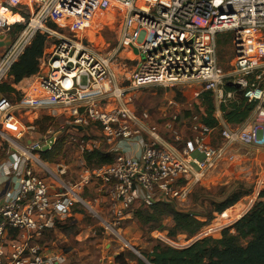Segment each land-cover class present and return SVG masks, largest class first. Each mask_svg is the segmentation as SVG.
<instances>
[{
  "label": "built area",
  "instance_id": "2783aa9c",
  "mask_svg": "<svg viewBox=\"0 0 264 264\" xmlns=\"http://www.w3.org/2000/svg\"><path fill=\"white\" fill-rule=\"evenodd\" d=\"M103 1L116 11L118 48L125 59L136 61L135 68L122 76L125 67L115 56L96 54L76 37H57L49 26L73 17L71 12L80 5L94 9ZM19 6L34 10L27 21L17 14L22 21L13 23L10 9ZM17 26L22 27L17 30ZM261 29L264 0H0V88L7 85L20 98L17 106L0 92V139L12 152L6 170L0 169V264H69L67 250L53 243L50 235L79 209H87L115 235L135 203L150 207L184 201L192 188L203 187L235 159V145L264 149V61L250 62L253 49L240 55L234 63L235 75L226 83L215 62L219 34L250 31L255 36ZM37 35L45 39L38 72L15 84L11 69ZM124 82L126 89L120 86ZM186 85L197 88L195 98L210 93L220 115L214 117L213 128L203 124L199 114L181 120L190 146L177 128L179 111L162 112L161 132L151 115L138 112L132 102V96L146 87ZM234 94L252 104L253 110L241 125H222L220 107ZM19 110L30 114L25 127L18 120ZM41 115L64 119L74 130L70 143L80 152L83 168L77 182L67 180L69 167L64 163L40 159L44 149L51 150L55 137L28 140L24 148L17 143L23 132L36 131L34 121ZM19 126L22 131H15ZM89 127L100 130V140L78 137ZM126 142H135V155L122 152L121 144ZM102 146L107 155L115 156L113 162L87 168L82 155ZM49 165L54 169L49 170ZM92 180L101 185L98 193L106 192L108 220L101 219L83 197ZM99 199H93L94 205Z\"/></svg>",
  "mask_w": 264,
  "mask_h": 264
},
{
  "label": "rangeland",
  "instance_id": "374dc122",
  "mask_svg": "<svg viewBox=\"0 0 264 264\" xmlns=\"http://www.w3.org/2000/svg\"><path fill=\"white\" fill-rule=\"evenodd\" d=\"M32 10H34V6H31L29 10L23 6H19L15 8V14L23 15L27 21L32 14ZM113 15L116 17V11L106 1L100 3L94 9H90L85 4L83 6L80 5L79 10L71 12V16L75 19L70 17V19L63 21L61 25L52 23L49 26L56 31L57 37H76L90 51L96 54L115 56L114 58H117L118 64L121 67H125V69L121 70L120 75L122 76L125 74L124 71L130 72L135 68L136 61L125 59V53H122L121 49L118 48L116 37L117 23ZM254 41L255 36L250 31L228 32L219 34L216 37L215 62L225 75V83L235 75V60L240 55H248L252 52V49L254 50ZM129 75L130 73L127 74V77ZM26 82L24 81L22 85ZM120 86L122 89H126L128 84L124 82ZM224 89L226 90V88ZM196 90L197 88L191 85L146 87L132 96V102L138 112L147 111L151 115L153 122L158 125L161 132L160 124L162 121L160 117L162 112L164 111L163 113L166 115H172L179 111L181 115L177 128L183 132L185 145L190 146L191 143L188 140L189 133L182 127L181 120L196 113H201L204 116L207 107L201 97H194L193 92ZM6 96L13 104L19 106L20 98L17 94L7 92ZM240 99L241 96L239 94H234L227 105L231 103L237 104ZM169 102L173 104L169 105ZM213 105L215 108L214 101ZM28 115H24V111L22 110H19L17 113L18 120L24 127L27 125ZM44 117L47 116L41 115L35 121L43 119ZM40 122L42 123L36 126L34 133L29 134L28 132H23L22 137L17 143L24 148L28 140H41L47 136L51 138L55 137L56 143L54 141V144L56 146L59 143L62 144L61 152L56 158V161L59 160V163L62 162L69 167L67 180L71 183L77 182L80 179L79 176L83 168L80 166V152L75 145L70 143L71 137L75 136L74 130L61 118ZM221 124L229 125L223 118ZM43 127L45 128L44 131L41 130ZM19 129H22L21 126L15 129V131ZM14 132L12 133L13 135L15 134ZM78 137H84V139L88 137L91 141H98L101 139V133L99 129L89 127L83 134L78 135ZM7 146H9L8 143L0 139V159L3 158L5 161L12 154V152H8ZM106 150L107 148L105 149V154ZM234 150L235 159L231 163L223 165L214 176L205 182L203 187L195 186L192 188L184 201L176 200L171 202L176 210L196 214L203 221V218L211 214L212 221L190 239H187L185 235H179L174 239L168 238L167 231H165V227L169 225V221L167 220L157 230L149 233L146 228H141L133 217L130 219L131 216L122 222L120 228L116 230V234L114 235L100 225L98 218L93 217L87 209L81 208L75 217L70 218L66 222L61 234L56 235L54 233L50 235V240L59 247L67 250L69 264H117L114 257L118 254H121L123 259L128 261L129 264H136L137 259H142L140 253L142 256V253L149 252L156 243H161L172 249L181 250L200 239L211 237L210 235L218 236L220 229L223 230L231 227L240 219L235 220L232 218L229 215L230 212L239 209L236 207L243 203L244 207H247L249 200L251 199L253 203V198H255L257 193L259 195L264 190V149L257 150L235 145ZM193 156L198 159L201 158L197 153H194ZM31 164L33 163L31 162ZM49 166L51 167L49 170L54 169L52 165ZM34 169L35 171L40 170V175L47 179L48 184H52L49 177H46L47 175L41 174L40 168L34 166ZM95 183L94 180L91 181L83 197L91 202V205L98 212L101 219L108 220L106 213L108 205L106 198H104L106 192L103 190L98 193L97 189L101 185ZM260 183L261 186H259ZM233 191H242L246 193V196L240 199L233 208L231 207L232 209L230 208L220 215L212 212V203L223 201ZM252 195L254 196L251 197ZM97 197L101 199H99L98 205H94L92 201ZM102 198L104 199L102 200Z\"/></svg>",
  "mask_w": 264,
  "mask_h": 264
},
{
  "label": "trees",
  "instance_id": "16d2710c",
  "mask_svg": "<svg viewBox=\"0 0 264 264\" xmlns=\"http://www.w3.org/2000/svg\"><path fill=\"white\" fill-rule=\"evenodd\" d=\"M10 12L11 14L16 13L15 9H10ZM21 27L17 26L16 29L19 30ZM44 45V37L37 35L17 63L13 65L11 76L15 84L37 74L38 60L43 54ZM263 61L264 29H261L255 33L254 52L250 62L260 63ZM0 92L5 96L7 92L14 93L13 89L7 85L2 86ZM199 97L207 106L206 114L200 115L201 121L206 126L213 128L217 121L214 118L215 108L211 94L203 93ZM252 110L253 105L247 104L242 97L237 104L231 103L220 107L222 118L229 125L245 123ZM48 120L52 119L44 117L35 121V126L40 125L42 123L40 121L46 122ZM41 130L44 131L45 128L43 127ZM61 149V143L57 146L54 144L50 151L39 154L40 159L47 164H52L57 160ZM114 157V155L105 154L103 149L92 150L82 155V159L89 169L110 165ZM245 196L246 193L242 191H233L223 201L212 203V212L220 215L231 207L233 208ZM133 209L131 219L133 217L139 226L146 228L149 233L161 227L165 220L169 221L165 231H167V237L170 239L179 235H185L187 239H190L212 221L211 214L203 218V221L196 214L176 210L171 202H157L150 207L135 203ZM63 228L64 226L60 227L59 230L62 231ZM231 229L234 233H231ZM142 257L144 260L137 259L136 264H264V190L259 193L254 205L242 218L231 228H226L221 232L219 239L206 237L181 250L156 243L150 252L142 253ZM115 262L117 264L128 263L121 254L116 257Z\"/></svg>",
  "mask_w": 264,
  "mask_h": 264
},
{
  "label": "crops",
  "instance_id": "0c3cea01",
  "mask_svg": "<svg viewBox=\"0 0 264 264\" xmlns=\"http://www.w3.org/2000/svg\"><path fill=\"white\" fill-rule=\"evenodd\" d=\"M1 50H2V46L0 45V52H1ZM199 115H201V113H198ZM220 117V115H219V113L217 112V113H215V115H214V117ZM121 148H122V152H124L125 154H127V156H131V155H135L136 153H137V146H136V144H135V142H126V143H122L121 144ZM101 149H103V146H102V148ZM194 154V153H193ZM7 166V161H5L3 158L2 159H0V169L2 170V171H5L6 170V167ZM254 195H252L251 197H253ZM257 197H258V193H257V195L255 196V198H253V203H252V200L250 199L249 200V204L247 205V207H245V208H248V210L254 205V203L256 202V200H257ZM241 205H243L244 206V203L243 204H241ZM240 206V205H239ZM232 209V208H231ZM76 216V215H75ZM244 216V215H243ZM242 218V217H241ZM131 219V218H130ZM232 227V226H231ZM231 227H228V228H231ZM224 230V229H223ZM222 229H220V231L218 232V236H213V235H210L212 238H214V239H219L220 238V236H221V232L223 231ZM231 233H234V231L231 229ZM57 234H61V230H58L57 232H56V235ZM55 235V236H56Z\"/></svg>",
  "mask_w": 264,
  "mask_h": 264
},
{
  "label": "bare ground",
  "instance_id": "6f19581e",
  "mask_svg": "<svg viewBox=\"0 0 264 264\" xmlns=\"http://www.w3.org/2000/svg\"><path fill=\"white\" fill-rule=\"evenodd\" d=\"M15 14V13H14ZM11 21L13 22V23H17V22H21L22 21V19L17 15V14H15V15H13L12 17H11ZM236 208H239V209H237L236 211H233V212H230V216L232 217V218H234L235 220L236 219H239V218H241L243 215H245L246 213H247V211H248V208H245L243 205H240V206H238V207H236ZM159 237V236H158ZM165 237V236H164ZM166 238V237H165Z\"/></svg>",
  "mask_w": 264,
  "mask_h": 264
},
{
  "label": "water",
  "instance_id": "95a60500",
  "mask_svg": "<svg viewBox=\"0 0 264 264\" xmlns=\"http://www.w3.org/2000/svg\"><path fill=\"white\" fill-rule=\"evenodd\" d=\"M228 86H230V85H228ZM45 151H46V149L43 150V152H45Z\"/></svg>",
  "mask_w": 264,
  "mask_h": 264
}]
</instances>
